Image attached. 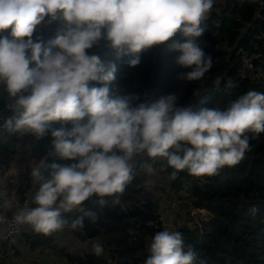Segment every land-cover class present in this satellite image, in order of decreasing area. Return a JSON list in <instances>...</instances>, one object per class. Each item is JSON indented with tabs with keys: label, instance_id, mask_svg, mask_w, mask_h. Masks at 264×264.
Returning a JSON list of instances; mask_svg holds the SVG:
<instances>
[{
	"label": "clouds",
	"instance_id": "clouds-1",
	"mask_svg": "<svg viewBox=\"0 0 264 264\" xmlns=\"http://www.w3.org/2000/svg\"><path fill=\"white\" fill-rule=\"evenodd\" d=\"M214 2L0 0V85L12 100L8 110L13 113L3 129L37 139L50 134V155L55 158L31 169V181L38 185L31 199L34 206H17L14 224L51 235L69 226L65 214L77 213L70 227L79 229L92 217L84 202L95 196L100 206L105 198L119 203L140 155L165 159L174 170L171 179L185 170L194 178L214 177L244 158L248 133L264 132V93L248 91L223 109L205 107V99L178 106L174 94L136 104L131 94L110 96L116 66L89 54L104 40L118 58L130 57L127 62L134 67L142 52L166 45L179 53L176 63L190 69L183 78L199 81L213 65L197 41ZM57 20L62 28L54 39H33L37 26ZM57 122L60 126L52 127ZM3 223L7 218L0 215ZM93 249L103 254L98 242ZM148 251L145 264L196 260L178 231L157 232Z\"/></svg>",
	"mask_w": 264,
	"mask_h": 264
},
{
	"label": "trees",
	"instance_id": "trees-1",
	"mask_svg": "<svg viewBox=\"0 0 264 264\" xmlns=\"http://www.w3.org/2000/svg\"><path fill=\"white\" fill-rule=\"evenodd\" d=\"M259 2L215 0L204 23L205 33L197 41L205 54L212 57L213 65L199 81L183 78L190 69L178 65L179 53L170 51L166 45L142 52L140 63L134 67L127 62L130 57L118 58L104 40L90 49L89 54L97 55L106 65L116 66V78L109 85L110 96L131 94L137 97L134 103L138 104L174 94L178 106L198 104L200 99H205V107L223 109L248 91L264 93V5L260 8ZM217 21L219 26L215 25ZM61 28L59 20L42 23L37 26L33 39L40 37L47 43ZM8 31L3 34L7 35ZM244 54H260V57L248 68L242 60ZM217 78L220 79L218 86ZM229 80L231 87L226 86ZM90 86L100 85L90 82ZM0 91H4L0 106L8 108L12 102L6 101L7 92L2 85ZM195 91L200 95L194 96ZM59 126V122L52 125ZM248 135L250 147L244 158L214 177L194 178L185 170L171 179L174 170L167 167L165 159L136 157L134 178L121 201L104 204L100 210L88 209L96 201L95 196L84 202L83 207L92 217H86L82 227L72 229V233L81 242L123 231L127 226L142 231L145 236L142 256L125 264H145L152 237L163 230L182 234L185 249L190 247L196 254L195 264H264V132ZM50 151V134L37 139L30 133L0 129V175L4 179L0 184L1 214L11 217L17 206L31 203L38 189L31 181V169L37 164L51 163L55 158ZM150 175L161 180L152 188L154 191L147 185ZM168 193L183 201L186 207L185 212L179 211L177 225L170 227L160 221V201ZM192 207L206 209L205 217L198 219L190 215ZM65 215L70 226L77 213ZM25 240L32 251L40 254L51 251L59 258L72 259L69 251L51 235L34 231L26 233Z\"/></svg>",
	"mask_w": 264,
	"mask_h": 264
},
{
	"label": "built area",
	"instance_id": "built-area-1",
	"mask_svg": "<svg viewBox=\"0 0 264 264\" xmlns=\"http://www.w3.org/2000/svg\"><path fill=\"white\" fill-rule=\"evenodd\" d=\"M260 8L264 5V0H260L259 2ZM260 17V14L256 15ZM216 26H219V21L215 22ZM260 54H255L253 56L244 54L242 56L243 63L246 67L251 68L253 65L254 59H258ZM6 101L12 102L6 93ZM9 111L7 107L0 106V129L3 128V124L5 121V113ZM11 112V111H10ZM12 113V112H11ZM128 186H126V192ZM122 194V195H123ZM121 195V196H122ZM24 204L31 203L26 202ZM23 204V205H24ZM186 207L183 204V201L173 197L171 194L166 195L165 202L162 204L160 209V221L166 226H175L178 223L179 219V211L185 212ZM189 214L192 216H198V219H202L206 215V209H196L190 208ZM5 216L4 214H1ZM7 218V223H3L5 225L4 232L0 235V254L3 255L6 251L5 246H12L17 242L18 236L21 231L25 227H29L28 225H16L12 222V216ZM66 229H73L70 226H66ZM124 231V230H123ZM126 233L121 238L114 241H96L93 238L88 239L92 243H99L103 248V254L100 256L99 264H125L131 262L134 259H137L142 256L145 236L142 231L138 229H133L131 226H127L125 229ZM70 264H92L90 262L89 256L86 253H79L75 257L72 258Z\"/></svg>",
	"mask_w": 264,
	"mask_h": 264
},
{
	"label": "crops",
	"instance_id": "crops-1",
	"mask_svg": "<svg viewBox=\"0 0 264 264\" xmlns=\"http://www.w3.org/2000/svg\"><path fill=\"white\" fill-rule=\"evenodd\" d=\"M3 95H4L3 93H0V98ZM11 116H13V113H11L10 111H7L5 113V120H7ZM3 182H4V179L0 175V184ZM121 195H120L119 199L121 198ZM105 204H108V203H105ZM93 206L101 207L100 205H98L96 203V201H93L90 204V207H93ZM4 230H5V225L0 224V235L4 232ZM72 231H73L72 229L64 228L62 231H57V232L52 233L51 236L54 237V240H56L58 243H60L61 240L57 239L56 233H63V234L69 235L72 233ZM77 231H79V230H77ZM33 232H34V230L30 226L25 227L21 231V233L19 234L17 242L14 245L9 246L6 249L5 254H3V255L0 254V264H63V263H61V261L64 262V260L67 261V262H64V264H70V262H71L70 260H67V259L61 260V258L54 255L51 251H48L44 254H40L36 251H32L26 243L25 235H26V233L32 234ZM125 233H126L125 230L124 231L121 230V231L111 232V233L102 235L103 236L102 240L103 241H108V240L114 241V240L121 238L123 235H125ZM77 241H76V239H73L74 245H77L76 243L80 242V241H78V242ZM81 243H82L81 245L86 246L88 243H92V242L89 240H85V241H81ZM60 244L64 246L63 242H61Z\"/></svg>",
	"mask_w": 264,
	"mask_h": 264
},
{
	"label": "rangeland",
	"instance_id": "rangeland-1",
	"mask_svg": "<svg viewBox=\"0 0 264 264\" xmlns=\"http://www.w3.org/2000/svg\"><path fill=\"white\" fill-rule=\"evenodd\" d=\"M0 93H4V91H0ZM158 182H161V180L158 179L155 176L153 177V175H150L149 178L147 179L148 188L152 189V188L158 186L157 185ZM156 191L158 192L159 191V188H156L155 189V192ZM161 197H162V195H161ZM165 199H166V197H164L162 199V201H160L161 204H163L165 202ZM105 200H107L105 203H108L109 205H113V198H107ZM100 208L101 207H99V206H93V207H90L89 209L90 210H100ZM166 227H168V226L166 225ZM60 231H62V230H60ZM56 234H57V239H60L61 242L64 243V247L67 249V251H69V253L72 256V258L75 257L76 255H78L79 253H86V254H88L89 259H90V262L92 264H99L100 263V256L101 255L95 254L94 249H93V244L94 243H88L85 246V245H81L82 243L81 242H78L77 240H79V239L76 236H74V234H72V233L69 234V235L63 234V233H56ZM73 239H76V241L78 242V243H76L77 245H74ZM102 239H103V236H100L99 238H97L95 240L98 241V242H100V241H103ZM63 259H66V258H61V260H63ZM64 262H67V261L64 260ZM64 262L61 261V263H63V264H64Z\"/></svg>",
	"mask_w": 264,
	"mask_h": 264
}]
</instances>
